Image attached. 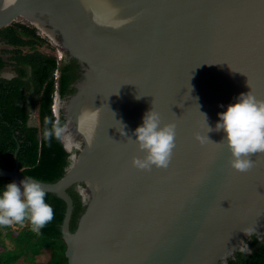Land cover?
<instances>
[{
  "label": "water",
  "instance_id": "95a60500",
  "mask_svg": "<svg viewBox=\"0 0 264 264\" xmlns=\"http://www.w3.org/2000/svg\"><path fill=\"white\" fill-rule=\"evenodd\" d=\"M18 22L81 68L76 93L65 101L58 94L59 114L81 144L66 174L46 183L18 162L0 170V179L29 177L66 203L68 264H227L251 252L247 242L264 236V153L239 172L219 143L222 131L208 132L203 144L196 135L207 132L204 117L214 128L241 93L264 100V0H15L0 7V30ZM74 102L78 122L69 112ZM152 108L162 123H175V146L167 167L138 169L132 159L144 153L133 131ZM73 186L89 197L74 232Z\"/></svg>",
  "mask_w": 264,
  "mask_h": 264
},
{
  "label": "trees",
  "instance_id": "16d2710c",
  "mask_svg": "<svg viewBox=\"0 0 264 264\" xmlns=\"http://www.w3.org/2000/svg\"><path fill=\"white\" fill-rule=\"evenodd\" d=\"M0 42L7 46L0 53V74L7 67L18 73L12 80L0 77V170H13L18 162L25 175L55 183L66 174L71 160L60 141L44 139L45 120L58 119L52 108L56 93L59 91L65 98L73 92L71 88L77 78L78 66L75 60L60 62L56 54H48L44 50L47 47H51L53 53L56 51L49 39L22 22L1 29ZM57 71H60L58 78ZM25 90H33L38 97L34 101L38 106L37 125L30 123L31 114L26 106L30 96ZM59 120L65 122L63 115ZM10 181L1 178L0 189ZM68 193L74 200L71 222L74 232L86 206L76 186ZM45 200L52 206L54 215L39 231H33L27 219V225L20 230L0 225V264H17L20 260L35 263L44 253L50 255L44 264H68L61 230L66 203L47 192ZM252 240L250 253L238 252L227 264H264V239L259 241L253 236Z\"/></svg>",
  "mask_w": 264,
  "mask_h": 264
},
{
  "label": "clouds",
  "instance_id": "9594fccd",
  "mask_svg": "<svg viewBox=\"0 0 264 264\" xmlns=\"http://www.w3.org/2000/svg\"><path fill=\"white\" fill-rule=\"evenodd\" d=\"M15 0H3L2 8H8ZM59 52V51H58ZM58 57L59 61H62ZM212 64V63H211ZM57 71L56 78L60 77ZM58 94L55 96L56 120H45L43 131L45 140L55 138L60 141L63 148L69 153V159L75 162L77 152L81 150L80 142L74 137L69 128L70 122L61 123L56 114ZM53 105V106H54ZM52 106V108H53ZM54 110V109H53ZM203 115V114H202ZM219 119L212 128L207 125L206 134L198 133L196 140L203 144L210 140L207 133L222 131L224 133L219 143L226 144L231 153L230 166L239 172L251 169L254 161L253 154L264 153V100L257 99L251 91L241 93L234 103L227 106L225 111L218 113ZM124 133V127L121 129ZM135 142L144 156L133 157L132 164L138 169L148 170L153 165L167 167L175 146L176 125L174 122L162 123L160 114L153 110L147 111L142 117V123L134 131ZM82 202H88L86 189L77 186ZM46 192L41 184L29 177L17 183L10 181L0 189V225H9L13 222L22 223L29 220L33 231H39L53 219V208L45 200ZM244 231H250L245 229ZM241 251L247 250V245L241 242Z\"/></svg>",
  "mask_w": 264,
  "mask_h": 264
},
{
  "label": "flooded vegetation",
  "instance_id": "af4514ba",
  "mask_svg": "<svg viewBox=\"0 0 264 264\" xmlns=\"http://www.w3.org/2000/svg\"><path fill=\"white\" fill-rule=\"evenodd\" d=\"M41 34V33H40ZM42 35V34H41ZM54 46V45H53ZM57 51H59L58 49H56ZM2 51V50H1ZM1 51H0V53H1ZM6 59V58H5ZM65 59H67V61L70 63L73 59L69 56V54L68 53H64L63 54V56H62V60H65ZM76 62V61H75ZM76 65L78 66V68H77V73H76V75H77V78H76V80H75V82L72 84V90H73V92L71 93V94H69L67 97H65V98H62L61 97V95H60V100L61 101H65V100H68L73 94H75L76 93V91H77V89H76V85H77V81L79 80V74H80V72H81V68H80V65L76 62ZM8 68V67H7ZM7 68L6 69H4L3 71H2V73L0 74V77L2 78V79H6V80H12V79H14V78H16L17 76H18V73L13 69V68H11V71H12V73L11 74H7L6 73V71H7ZM59 73V72H58ZM60 74V73H59ZM10 75V76H9ZM56 75H57V73H56ZM25 94L26 95H28V96H30V98H29V100L27 101V103H26V106H27V108L29 109V112H30V114H31V122L30 123H32L33 122V120L35 119H37L36 117H37V110H38V106L37 105H35V100L36 99H38V97H37V95L35 94V92L33 91V90H25ZM60 94V93H59ZM255 237L259 240V241H262L263 239H264V236H263V238L262 239H260L259 238V236L258 235H255ZM253 241V240H252ZM251 241V242H252ZM251 242H247L248 243V246H249V248L252 250V248H251V246H250V244H251ZM242 253H244V252H242ZM244 254H248V253H244Z\"/></svg>",
  "mask_w": 264,
  "mask_h": 264
},
{
  "label": "rangeland",
  "instance_id": "374dc122",
  "mask_svg": "<svg viewBox=\"0 0 264 264\" xmlns=\"http://www.w3.org/2000/svg\"><path fill=\"white\" fill-rule=\"evenodd\" d=\"M50 41V40H49ZM50 45L53 47V48H55V49H57L55 46H53L54 44H52L51 43V41H50ZM5 48H7V46H5L4 44H2L1 42H0V51L1 50H3V49H5ZM48 54H56L58 57H60L61 58V54H62V52H58L57 50L55 51V53H53V49L51 48V47H47V48H45L44 49ZM6 58V57H5ZM59 58V59H60ZM6 73L7 74H11L12 73V71H11V67H8L7 68V71H6ZM10 76V75H9ZM56 106H57V104H56ZM59 113H62V111H61V109H59ZM58 113V117L60 116V114ZM56 114H57V112H56ZM60 118V117H59ZM32 125H37V120H33V122L31 123ZM71 132H73L72 130H70ZM50 259V255L48 254V253H44V254H42L41 256H39L37 259H36V262L35 263H29V262H24L23 260H20L17 264H44V263H46L48 260Z\"/></svg>",
  "mask_w": 264,
  "mask_h": 264
},
{
  "label": "bare ground",
  "instance_id": "6f19581e",
  "mask_svg": "<svg viewBox=\"0 0 264 264\" xmlns=\"http://www.w3.org/2000/svg\"><path fill=\"white\" fill-rule=\"evenodd\" d=\"M59 109H60V103H57V106H56V112H57V114L59 113ZM69 112L71 113V116L73 117V119L78 122V116H77L75 102L69 107ZM74 137L76 138L75 135H74Z\"/></svg>",
  "mask_w": 264,
  "mask_h": 264
},
{
  "label": "built area",
  "instance_id": "2783aa9c",
  "mask_svg": "<svg viewBox=\"0 0 264 264\" xmlns=\"http://www.w3.org/2000/svg\"><path fill=\"white\" fill-rule=\"evenodd\" d=\"M53 109L55 111V105L53 106ZM26 225H27V221L25 219V221H23L22 223L13 222L12 224H9L8 226H10L13 230H20L22 227H25Z\"/></svg>",
  "mask_w": 264,
  "mask_h": 264
}]
</instances>
